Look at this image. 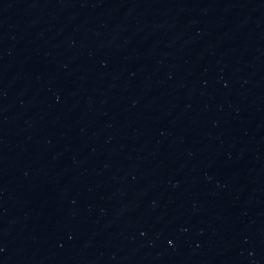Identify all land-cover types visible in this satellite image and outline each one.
<instances>
[{
	"label": "water",
	"instance_id": "95a60500",
	"mask_svg": "<svg viewBox=\"0 0 264 264\" xmlns=\"http://www.w3.org/2000/svg\"><path fill=\"white\" fill-rule=\"evenodd\" d=\"M0 264H264V0H0Z\"/></svg>",
	"mask_w": 264,
	"mask_h": 264
}]
</instances>
